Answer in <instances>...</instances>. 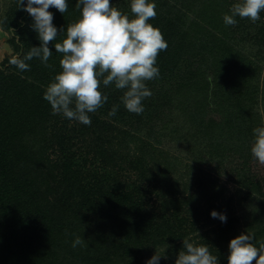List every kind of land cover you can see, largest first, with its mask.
I'll list each match as a JSON object with an SVG mask.
<instances>
[{
  "label": "trees",
  "instance_id": "16d2710c",
  "mask_svg": "<svg viewBox=\"0 0 264 264\" xmlns=\"http://www.w3.org/2000/svg\"><path fill=\"white\" fill-rule=\"evenodd\" d=\"M192 1L197 0H152L157 15L149 23L168 47L157 57L159 77L146 82L152 95L142 101L144 111L130 113L121 90L101 85L108 100L89 114L90 126L52 114L43 99L61 71L62 54L54 46L66 33L59 32L80 17L76 0H67L63 15L48 9L59 34L49 44L51 67L39 58L27 62V71L10 63L40 41L22 8L5 16L2 29L17 38L19 51L0 63V264H146L155 252L163 255L158 264H175L185 239L207 245L218 264H227L232 238L250 233L257 247L264 243V183L241 166L253 129L264 126V104H257L260 88L264 103V14L257 31L242 35L246 53L233 58L232 46L242 38L236 34L246 32L242 24L249 19L237 16L235 26L225 25L222 7L230 2L223 0H203L196 19L184 16ZM112 5L132 16L130 0ZM114 105L118 110L109 116ZM154 117L160 119L155 129ZM164 137L184 147L186 170L195 182L207 179L204 167L198 168L201 161L210 157L223 165L240 157L243 164L232 180L254 210L260 204L256 214L226 215L213 197L219 185L206 208L203 194L164 189L167 179H178L169 169L179 161L159 147ZM132 138L138 151L124 147ZM77 236L87 247H72Z\"/></svg>",
  "mask_w": 264,
  "mask_h": 264
},
{
  "label": "clouds",
  "instance_id": "9594fccd",
  "mask_svg": "<svg viewBox=\"0 0 264 264\" xmlns=\"http://www.w3.org/2000/svg\"><path fill=\"white\" fill-rule=\"evenodd\" d=\"M57 9L62 15L68 11L67 0H18L22 8L33 19L32 29L37 33L39 47L23 56L13 57L10 63L20 71L30 70L27 63L39 58L45 67L52 51L49 44L65 32L61 42L55 44V51L62 54L59 60L61 71L48 84L43 99L52 109V114H62L69 120L91 125L90 113L104 106L108 97L100 88L114 85L122 91L121 102L127 111L141 114L142 101L152 95L146 82L160 75L156 66L159 53L168 45L161 31L150 20L157 15L152 0H130L132 16L122 13L110 0H76L75 8L80 17L61 29L59 34L52 23L54 17L48 10ZM264 11V0H238L230 9V15L223 17L225 25L235 26V17L248 18L255 23ZM118 106L114 105L109 116H114ZM251 146L253 157L264 165V126L253 129ZM210 215L226 222V216L216 211ZM254 234L242 233L228 244L227 264H264V243L257 247L252 243ZM87 247L85 240L77 236L72 247ZM175 264H218V257L210 253L207 245H196L183 240ZM163 255H154L146 264H158ZM166 258V257H164Z\"/></svg>",
  "mask_w": 264,
  "mask_h": 264
},
{
  "label": "rangeland",
  "instance_id": "374dc122",
  "mask_svg": "<svg viewBox=\"0 0 264 264\" xmlns=\"http://www.w3.org/2000/svg\"><path fill=\"white\" fill-rule=\"evenodd\" d=\"M188 1H191V0H188ZM223 1L225 3L226 1H229L230 3L228 5L224 4V6L222 7V10H223L222 17H224V15L226 14L228 15L231 14L230 9L234 3L238 2V0H223ZM202 2L203 0H197L195 2L192 1L191 10L187 9L186 15L184 16H188L190 18L196 19V15L198 11L202 8ZM110 3L115 5V3H117V0H110ZM17 7H18V0H0V63L6 60H10V58L15 56L19 51L17 38H15V40H12L11 36L6 31H4L1 26V24L4 22L5 16L10 14V10L12 11L16 9ZM262 14H264V11L260 13V19H259L260 21L263 19ZM259 20L256 21L255 23L251 22L250 20H246L245 23L242 24V27H244L246 32L238 31L236 35L239 38L242 35H246L247 37H249L248 31H253L254 28H255V31H257V28L260 25ZM248 22L251 25L247 26ZM245 43L246 41L243 40V36H242L241 42L238 41L237 44H233L232 46V48H234L232 52L233 58H237L238 56L244 55L246 53L247 45ZM260 71H261V75L263 76L264 68H262V70ZM262 95L263 93L260 88L257 94V99H258L257 104L259 106L261 104L262 105L264 104ZM152 121L154 122L153 123L154 129L160 126L159 118L154 117L152 118ZM259 123L261 125L263 123V119ZM136 139L137 138L129 139L128 144L124 146L125 149H128L129 151H133V150L138 151ZM252 143H253V140L251 142V145ZM124 147H122V149H124ZM159 147L160 148L163 147L164 149L168 150L167 154L169 158L175 159L174 155H176L178 156V159H179L178 162H173V164H175L174 167L169 169L170 170L169 175L175 177L174 179L176 178L178 179L177 180H173L172 178L167 179V181L162 184V187L164 189L165 187L167 189H176L179 192L178 195H181L182 193L187 195L188 193H194V192L201 194V195L203 194L202 197H200V201H201L202 207L206 208L208 204L207 200L209 199V196L211 194L210 191L215 192V190H218L216 186L219 185L220 186L219 190L216 191L215 192L216 195L214 193V196H213L215 197L214 201L218 203L221 202L224 205L222 206L225 207L224 212L227 211V213L225 214L226 215L228 214L229 216H234V217L243 216L245 218V216L247 217V215L252 216V211L256 214L258 210L257 207H259L260 204L263 205L262 207H264V204H263L264 201H261L260 204H258L257 202L254 204L255 205V210H254L252 207V204L249 203V201H247L248 196L246 197L245 192L243 191L239 193L237 191V185L232 180V177H235L233 172L236 167H239V165L243 163H240L241 161L240 157L239 159L236 158L237 156L236 154L234 156H231V161H225V164L223 165L217 162L216 159H211L210 157H209V160L207 161H201L198 164V168L204 167L203 173L204 175L207 174V179H205L204 181L200 183V182H195L191 180L193 174L190 173L188 169L186 170L185 160L187 156H186L185 151H183L184 150L183 146L176 147L172 140H169V138L164 137L162 138V143L160 144ZM247 155H248L247 161L245 162V164L241 165L243 166L242 169L245 171V173H247L246 175H248L252 179L263 181L264 183V165L260 164L253 157L251 153V149H250V153ZM176 164L179 165V167L176 166ZM152 173L153 171L150 170V176H152ZM186 174H188V176ZM210 181L214 182L213 186L209 185ZM200 186L202 187L200 188ZM185 188L186 190H184ZM156 200L157 198L154 197V198H151L150 201L155 202Z\"/></svg>",
  "mask_w": 264,
  "mask_h": 264
}]
</instances>
